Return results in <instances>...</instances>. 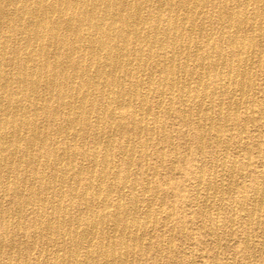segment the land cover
<instances>
[{"label": "bare ground", "instance_id": "obj_1", "mask_svg": "<svg viewBox=\"0 0 264 264\" xmlns=\"http://www.w3.org/2000/svg\"><path fill=\"white\" fill-rule=\"evenodd\" d=\"M164 1H168L169 8L165 9ZM209 1L0 0V264H20V251L21 257L30 259L31 264H133L134 259L143 254L141 246L152 232L153 228L150 230L149 225L150 222L153 225L156 223L154 215L157 213L151 211L152 200L146 197L149 184L141 187L139 194L142 197L138 198L133 193L136 191L135 183L123 178L117 191L118 200L111 204V181L119 175L110 167V159L113 152H116L114 156L121 159L129 156L127 166L130 167L132 154H141L146 150V145L138 142V146H135L131 139L142 133L149 138L155 134L151 128L144 126L146 123L143 124L145 117L153 116L147 103L151 88H157L159 92L167 88L171 93H178L180 100H194L198 112L207 111L204 101L212 102L215 98L206 80L209 75L200 72L194 94L180 79L186 75L190 61L199 69L204 59L211 62L213 87L218 86L226 93L230 86L236 84L237 74L233 76L230 73L225 78L219 75V70L224 67L222 63L226 61L221 51L204 53L198 61L195 57L190 58L189 50L197 55L204 47L208 49L209 44L203 47L188 37L184 50L176 47L177 42L183 41L185 30H190V23L200 17V11ZM235 1L247 6L248 2L254 0ZM246 6L238 14L254 17L255 13L248 11ZM147 8H153L155 17L144 14ZM171 13L175 14L174 20L165 21V29L159 33L161 18ZM225 14L230 22L236 21L237 13ZM236 23L240 24L238 20ZM147 25L152 26L151 31L144 29ZM178 25L181 26V32L170 34V28L174 29ZM225 40L235 50L236 56L245 54L243 41L231 35ZM163 50H167L168 54L167 58L161 60L159 53ZM245 56L242 59L244 67L249 63L248 56ZM180 57L185 59L184 62H178ZM155 75L158 79L154 78ZM188 75L190 79L193 76ZM134 100L137 103H133ZM126 117L132 120L134 128L126 129L129 137L116 150L115 136L118 145H121L122 136L117 131L122 128ZM227 119L225 117V121ZM198 123L197 127L201 126ZM50 124L56 127L51 128L53 136L48 137L43 130ZM202 127L194 136L193 143L203 148L206 141L208 149L217 145L222 134L221 126L206 116ZM81 135L88 142L77 145L76 138ZM78 157L80 161L88 160L86 166L75 164ZM94 167H99L98 174L92 171ZM50 168L52 172L48 173ZM203 171V168L197 170L199 182L203 179ZM84 174L90 176L89 183L83 185L79 192L81 176ZM66 184L68 188L64 191ZM125 190L133 196L125 199ZM6 198H13L14 205L2 206ZM66 198L69 206H72L69 209L64 204ZM142 204L144 211L140 212ZM109 208L110 217L105 212ZM73 209L79 214L74 215ZM26 221L31 224L28 226ZM14 233L28 239L22 250L19 248L20 240H13ZM109 233L114 237L109 236ZM158 247L163 250L162 242L160 244L159 241ZM4 252L6 254L3 255ZM14 252L18 253L16 259L13 258ZM41 256L45 257L43 262L40 261Z\"/></svg>", "mask_w": 264, "mask_h": 264}, {"label": "rangeland", "instance_id": "obj_2", "mask_svg": "<svg viewBox=\"0 0 264 264\" xmlns=\"http://www.w3.org/2000/svg\"><path fill=\"white\" fill-rule=\"evenodd\" d=\"M169 6L170 4L168 1H164L165 9L169 8ZM243 6L245 7L246 4L236 2L235 0H229L228 2L210 0L206 5L207 9L205 7L200 11V17L196 18V22L192 21V23H190V30H185L183 41H181V43L180 41L176 43V47H180L181 50L185 49L186 39L188 37H191L194 42H196L198 45L200 44L203 47L206 43L209 44L208 49L204 47V49L201 50L197 55L193 54V52L189 50L190 58L195 57L198 61L199 58L204 56L206 53H214L218 50L221 51V53H223L221 56L226 61L222 63L224 67L222 66L223 68L219 70V75L225 78L227 77L226 75L230 73L233 76L237 74L238 78L236 84L230 86L228 92L225 93L223 90L221 91L218 86L213 87L212 76L214 75V71L212 70V64L209 60L204 59L200 69L190 61L187 66L186 75L184 74L180 79L185 83L186 87L192 92V94H194L193 92L196 88L197 77L199 76L200 72L202 71L204 74L209 75L207 76L206 80L208 81L209 88L214 91L215 98L212 102L209 100L204 101L207 111H199V113L194 100H180V95L178 93H171L167 88L162 89V92H159L157 88H154V90L151 88L148 94L149 96H147V103L152 109L153 116H149L147 118L145 117V119H143V124L146 123L144 126L151 128L155 134L152 138H149L144 133H142L139 135V137L138 135H135V137L131 139L133 140V144H136L135 146H138V142L142 145H146V150H144V153L141 154H132L133 156L130 157L132 158V164L130 167L127 166L129 156L123 157L121 159L118 158V156H114L116 152L112 153L110 167L118 173L119 177L111 181L113 183V193L109 198V202L112 204L118 200L119 193L117 191L120 190V185L123 182V178H126L129 182L135 183L136 191L133 193H135L134 196L138 198L142 197L139 194L141 187L144 186V184H149L147 185L149 193L146 194V197L152 200L151 211L154 213L157 212L156 215H154L156 216L154 218L156 223L153 225V223L150 222L149 225L150 230L153 228L151 234L149 235L150 237L147 236L141 246L143 254L138 255L134 259L135 261L133 264H236V261L237 264H264V239H261L264 238V235H262L264 234V195H262L263 198L261 197V194H264V0H254L247 3V9L248 11H253L255 13L254 17H244L238 14L243 9ZM260 11H262V14ZM226 12L237 13V17L235 19L236 21L238 20L241 25H236V21L230 22L227 18V15L225 14ZM216 13L218 14V18ZM144 14L155 17L153 8H147ZM174 17V13H171L170 15L164 14V16L161 18L159 33H162L165 29V21L174 20ZM250 27L252 29L254 28V30H252ZM144 29L146 31H151L152 26L147 25L144 27ZM180 29L181 26L178 25L174 29L170 28L169 31L170 34H172L174 31L181 32ZM230 35L243 41L244 52L249 58V63L248 65H245L246 67H244V64L242 63V59L246 57L245 54L243 56H236L235 50L227 45L225 38ZM248 44L249 46H247ZM166 54H168L167 50L166 52L164 50L161 51L159 53L160 59L162 60L167 58ZM257 55H259L261 58ZM184 60L185 59L180 57L178 62L182 63ZM178 62L175 64H178ZM247 70L250 72V75ZM243 72L244 74H242ZM188 74L193 75L191 79ZM154 78L158 79L157 75H155ZM188 80H190V82ZM162 101H164V103ZM133 103H137V101L134 100ZM157 103L163 104L158 106ZM135 105L136 104L133 106ZM188 112H190V115ZM225 114L226 116H224ZM197 116H199L198 119ZM206 116L211 117L214 124H219L222 128V134L220 135L221 137L218 144L213 145V147L209 149L206 147V141L204 142L203 148L193 143L194 136L198 131L203 129L202 124L204 123ZM225 117L228 118L226 121ZM195 119H197V122ZM132 123V120L126 117L122 128L117 131V133H120L122 137L120 139L121 145H118V139L115 136L114 142L116 150L118 146L122 147L127 137H129L126 131L132 130L134 128ZM151 123H153V125H151ZM196 123L200 124L201 126L197 127ZM50 125L45 127L46 131L43 128V131L48 135V137L53 136L51 128L56 127L55 124ZM242 130L245 131L243 132ZM76 142L77 145H80L82 142L87 143L88 139L81 135L76 138ZM88 145H90V142ZM170 145H172V149H170ZM122 150L124 151V147ZM233 157L236 158L233 160ZM245 159H247V161ZM80 160L81 159L78 157L75 164L77 166H86L88 160ZM223 160L225 165H221ZM233 162L235 163V166L233 165ZM94 168L92 171H94V174H98L99 167H96L95 169ZM200 168H203L204 174L202 181L199 182L197 180L196 173ZM51 172L52 169H48V173ZM260 175L262 176L260 177ZM88 176V174L81 176L79 192H81L82 188L89 183L88 178L90 176ZM230 178L231 180H229ZM151 179L153 181H151ZM219 179L223 185H220L221 183L219 182ZM260 183L263 185L262 187ZM198 185L200 186L197 187ZM67 186L68 185L66 184L65 188H63L64 191L67 190ZM221 188L223 189L221 190ZM229 188L230 190H228ZM213 190L214 193H212ZM261 190L263 191L261 192ZM91 192L92 190L90 193ZM253 193L255 195H253ZM123 194H125V199H128L129 196H133V194L128 190H125ZM154 194L158 195L155 196ZM212 194H216L214 195L215 197H213ZM205 197L207 198L205 199ZM194 198H197V201ZM219 198H221V201ZM253 199H255V201ZM261 200L262 202H259ZM161 201H164V203L162 202L163 204L160 203L161 205H159V202ZM242 201H244V203ZM204 203L206 204L204 205ZM64 204H66L68 209L72 207L69 206L67 198L65 199ZM12 205H14L13 198H6L2 201V206L4 207ZM155 209L157 210L155 211ZM139 211H144V204L140 205ZM105 212L110 217L111 208L107 209ZM73 214L76 215L79 213L73 209ZM252 214L254 215L251 217ZM257 215L259 217H257ZM154 219L153 221H155ZM109 220L111 219L109 218ZM245 221L248 222V224ZM26 224L29 226L31 222L26 221ZM107 225L109 228V221ZM1 232L2 228H0V233ZM12 236H14L13 240H20L19 248L22 250L24 245L27 244L28 239L25 236L20 237L15 233L12 234ZM109 236L113 235L109 233ZM159 241L160 244L162 242V245L164 246L163 250H160L161 247H158ZM243 242L245 244L247 243L248 246L246 244L245 247ZM261 242H263V245ZM170 245L172 246L170 247ZM4 254L6 253L4 252L3 255ZM17 254V252H14L13 258L16 259ZM21 256L22 252L20 251V264H31L30 259L26 260ZM44 258V256H41L40 261L43 262ZM213 259L216 260L214 261Z\"/></svg>", "mask_w": 264, "mask_h": 264}]
</instances>
